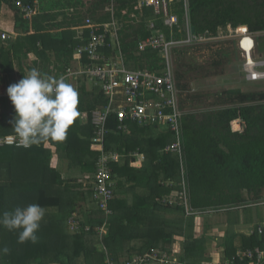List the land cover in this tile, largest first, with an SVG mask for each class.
<instances>
[{
  "label": "trees",
  "instance_id": "obj_1",
  "mask_svg": "<svg viewBox=\"0 0 264 264\" xmlns=\"http://www.w3.org/2000/svg\"><path fill=\"white\" fill-rule=\"evenodd\" d=\"M18 1L35 5L36 0H0V17L5 10H16L15 21L23 29L15 40L12 38L15 34L0 30V79L8 87L17 83L14 61L17 57H24L28 71L37 69L44 76L63 77L78 90L80 115L69 128L64 141L49 139L28 148L16 144L0 145V214L29 204L45 208V216L37 232V243H20L18 231L0 226V248L7 246L10 249L9 254H0V264L120 263L122 259L155 247L171 253L174 242L178 240L189 251L199 249L200 246L191 240L195 222L185 219V205L174 206L168 202L169 196L179 197L183 191V163L190 204L195 210L212 209L213 212H226L231 217L237 206L264 198V91L227 90L219 94L215 108L184 111L181 118L183 163L177 152L167 150L176 140V133L170 128L151 120L148 124L132 120L120 122L113 111L108 121L110 131L106 137V150L123 156L112 164L117 181L116 196L111 202L113 214L108 218L107 232H100L97 227L106 220L94 198L100 151L92 140L94 127L83 121L81 113L90 114L106 106L109 96L97 80L90 79L86 74L78 78L67 75L73 60L78 63L77 71L90 62L86 53L76 56V50L89 42L91 29L83 24L79 39H72L75 31L63 32L56 37L40 33L43 31L37 27L40 15L25 18L16 8ZM139 1L102 0L104 5L108 4L107 9L114 2L115 17L121 24L117 39L108 34V45L103 52L110 58L120 49L129 69L162 71L166 63L164 59L156 50L140 46V43L146 42L152 34L148 27L150 20H155L157 30L165 32L168 37L170 29L155 14L152 6L140 7ZM172 12L178 16L186 33L184 2L181 0L172 4ZM132 13L136 16L133 17ZM189 17L197 34L217 35L220 27L247 26L257 42L263 45L264 38L260 35L264 33V0H189ZM111 21L109 10L103 23ZM3 33L10 37L3 38ZM176 35L181 36L180 33ZM46 36H50L48 38L52 42H46ZM50 50L55 52L56 60L48 57ZM186 50H178V53L186 55ZM31 51L42 60L34 62L35 68L27 63ZM220 63V60L216 62ZM179 64L181 70H186H175L177 85L182 93L188 87L182 80L194 70L195 64L191 59L185 63L184 69L181 68L183 63ZM22 71L21 78L26 75L24 67ZM151 93L149 97L156 98V94ZM0 102L3 105L0 138L16 135L12 128L14 105L9 97L0 98ZM180 108L185 110L183 100ZM165 109L172 112V107ZM121 125L127 127L124 129ZM134 153L145 155V162L139 167L135 165ZM57 154L62 162L68 161L71 168L80 166L88 169L86 183L80 182L78 177L63 178L61 169L52 165ZM128 181L139 187L133 200L127 194ZM82 202L88 203V206ZM245 211L249 214L247 217H253L254 221L255 217ZM168 215H175L176 218H169ZM71 219L81 220L83 225L91 227L90 230H70ZM242 220L245 219L242 217ZM261 224L255 223L256 230L242 245L243 249L263 246L264 234L257 231ZM186 233L187 240H182ZM236 253L237 248H234L230 258Z\"/></svg>",
  "mask_w": 264,
  "mask_h": 264
},
{
  "label": "built area",
  "instance_id": "obj_2",
  "mask_svg": "<svg viewBox=\"0 0 264 264\" xmlns=\"http://www.w3.org/2000/svg\"><path fill=\"white\" fill-rule=\"evenodd\" d=\"M181 0H140V7L150 5L154 8V12L158 17L164 20L165 25L170 29V37L163 31L157 30L155 20H150L149 29L152 34L146 39V42H141L140 46H148L155 49L158 54L164 59L165 68L162 71H151L148 68L129 69L125 65V58L122 51L119 49L115 56L108 58L103 50L107 47L106 39L108 34L113 38L118 37L120 27L113 16V21L108 24H96L92 19L86 20L85 27L91 29V36L86 45L80 46L76 50V56H81L84 53L90 59V62L82 70L71 71L67 75H72L78 78L81 74H86L90 79L97 80L104 92L109 96V102L106 106L89 112H82L81 118L84 122L91 123L94 127L93 142L100 156L97 160V172L94 180V198L99 209L105 215V222L99 225L97 229L102 232H107L108 218L113 214L111 202L116 196L117 181L114 178L112 164L117 163L123 155L116 151L106 150V137L109 134L110 128L108 125L109 116L114 111L120 122L126 120L139 121L141 124L157 122L159 125H164L176 133V140L172 142L167 150L177 152L184 162L183 147L181 141V118L185 110L180 108L181 91L177 85V78L173 64L172 53L187 46H192L194 42H201L210 36L209 33L197 34L192 29L189 17V0H182L185 4L187 27L186 33L180 25L178 16L172 12V4ZM111 12L115 14L114 2L111 3ZM16 8L25 18H32L38 13V7L32 4H24L18 1ZM134 15L133 17H135ZM104 28V30H102ZM236 37H238V47L242 52L245 60V65L249 69V74L253 78L261 77V73L255 70L258 67L259 61H251V56L254 58L256 52V37L250 32L247 26L233 28L228 25ZM225 30L220 27V30ZM245 29V32H241ZM184 32V33H183ZM176 33H183L177 37ZM3 38H8L7 33L2 34ZM262 64L264 61L261 62ZM160 71V72H159ZM159 72V73H158ZM121 88L122 91H118ZM154 92L156 98H150ZM119 94V95H118ZM118 102H124L123 105H117ZM166 107H172V112H166ZM150 122V123H151ZM121 128H126L127 125H121ZM120 128V129H121ZM16 144L19 145V140L16 135H9L0 138V145ZM134 156H139V153H134ZM184 163L182 164V186L183 191L180 193V204L186 207L187 216L199 215L204 211L195 210L190 204L189 189L185 179ZM173 198L176 199L175 196ZM210 211V210H208ZM69 228L73 231L90 230L89 225H83L81 220L71 219ZM256 229L252 230V233ZM259 234H264V221L257 228ZM169 251H163L159 248H151L149 251L132 256L131 258L122 259L120 263L110 262L109 264H151L153 262L159 264H179L177 258ZM220 264H264V244L261 247L240 249L231 258Z\"/></svg>",
  "mask_w": 264,
  "mask_h": 264
},
{
  "label": "crops",
  "instance_id": "obj_3",
  "mask_svg": "<svg viewBox=\"0 0 264 264\" xmlns=\"http://www.w3.org/2000/svg\"><path fill=\"white\" fill-rule=\"evenodd\" d=\"M35 5L38 7V13L36 16L41 17L37 22V27L40 30H43L40 33L58 36V34L68 31H75V35L72 39H79L80 32L84 29L86 23V18L90 17L96 24H108L103 23L106 21L108 12L110 10L112 21L113 16L116 19V15L112 14L111 8H108V4L104 5L102 0H36ZM116 6V5H115ZM116 12V7H115ZM14 13H17L16 10L4 11L0 17V30L1 31H10L15 34L12 38L15 40L17 36L23 32V29L15 21ZM136 15L132 13V16ZM35 16V17H36ZM87 16V17H86ZM138 18V17H136ZM111 21V22H112ZM118 26L120 27V22L116 19ZM84 24V25H83ZM37 30V29H36ZM33 29H31V33ZM241 32H245L244 29H241ZM35 34V33H34ZM46 36V42H52ZM67 37V36H66ZM48 38V39H47ZM70 39V36L67 37ZM117 39V38H114ZM39 45L41 43H38ZM52 44V43H51ZM50 60H56V54L54 51L50 50L47 53ZM42 62L35 52H29L27 57L28 66L35 68L34 62ZM16 78L21 80V75L23 74L22 67L25 68L26 75L28 72V67L25 64L24 57H17L14 61ZM72 71L78 69V63L73 60L71 64ZM37 70V69H35ZM72 77V76H70ZM7 84L0 79V98L9 97L7 94ZM2 103L0 102V112L2 111ZM2 119V117H1ZM49 145V143H48ZM54 151L56 148L53 147ZM136 159L135 165L139 167L143 162H145L144 155L140 154L139 156H133ZM53 167L61 169L63 178H76L80 179V182L86 183L88 169L78 167H70L68 161L62 162L59 159L57 154L56 157H53L52 160ZM127 194L133 200L135 190H138L139 187L133 182L128 181L127 184ZM142 187V186H141ZM137 188V189H136ZM144 188L142 187V190ZM122 196V195H121ZM126 196V195H125ZM83 205L88 206V203L82 202ZM218 214L219 221H214L215 215ZM249 215L248 213H246ZM260 214H264L261 212ZM175 219V215H173ZM195 217V224L191 234H193L192 242H196L200 248L196 250H190L185 248L179 240L174 242L173 256H175L179 264H220L230 258V255L234 252V248H237V251L242 248V245L249 241V238L252 236V230L256 225L257 219L263 217H247L244 221L242 220V214L233 212L229 217L226 212H213L206 210L199 215H192ZM172 217V216H170ZM169 217V218H170ZM213 218V219H212ZM264 219V218H263ZM262 219V220H263ZM241 220V221H240ZM257 221V224L259 223ZM245 237V238H244ZM182 240H187V233L185 238ZM176 243V245H175ZM173 248V247H172ZM247 249V248H246ZM159 264V263H151Z\"/></svg>",
  "mask_w": 264,
  "mask_h": 264
},
{
  "label": "clouds",
  "instance_id": "obj_4",
  "mask_svg": "<svg viewBox=\"0 0 264 264\" xmlns=\"http://www.w3.org/2000/svg\"><path fill=\"white\" fill-rule=\"evenodd\" d=\"M254 60H257L255 55ZM255 70L260 72L257 67ZM7 94L15 108L12 128L18 137V146L24 148L49 139L64 141L80 115L78 90L63 77L44 76L32 69L19 82L11 84ZM44 216L45 208L39 204L18 206L0 214V226L18 231L20 243H37V232ZM9 253L7 246L0 248V254Z\"/></svg>",
  "mask_w": 264,
  "mask_h": 264
},
{
  "label": "rangeland",
  "instance_id": "obj_5",
  "mask_svg": "<svg viewBox=\"0 0 264 264\" xmlns=\"http://www.w3.org/2000/svg\"><path fill=\"white\" fill-rule=\"evenodd\" d=\"M261 34L260 36L264 38V33ZM256 46L255 57L260 64L257 69L261 74H264V63H261L264 61V42L263 45L257 42ZM184 49H187L186 55L181 56L178 51H175L172 53V58L175 70H181L179 63H183L181 68L184 69L185 63L190 62V59L195 64L194 70L182 80V83L188 85L187 89L181 93L185 111L196 108H215L218 105L219 94L227 90L239 89L243 92L264 91V77L253 79L252 74H249V69L245 65L242 52L238 47V37L229 31V28L220 30L217 35L207 36L201 42H194L192 46H187ZM184 49L182 48V50ZM219 60L221 63L216 64ZM251 61L255 62L252 56ZM224 97L226 96L224 95ZM142 159H145V155ZM180 199L181 197H176L175 199L173 196H169L168 202L176 206L180 204ZM245 210H248L253 216L264 218V214H260L264 212V198L258 202H249L237 206V209L233 211L242 214L243 219H246ZM171 216L173 217V215ZM218 216V214L215 215L213 222L220 220ZM263 218H259V221L257 219L259 224L264 221ZM185 219H193L195 222L194 216H187ZM187 222L189 221L185 223Z\"/></svg>",
  "mask_w": 264,
  "mask_h": 264
},
{
  "label": "bare ground",
  "instance_id": "obj_6",
  "mask_svg": "<svg viewBox=\"0 0 264 264\" xmlns=\"http://www.w3.org/2000/svg\"><path fill=\"white\" fill-rule=\"evenodd\" d=\"M261 77H264V74H261Z\"/></svg>",
  "mask_w": 264,
  "mask_h": 264
}]
</instances>
